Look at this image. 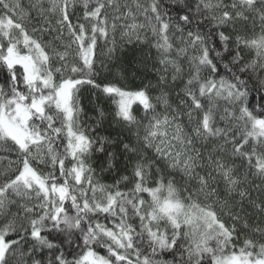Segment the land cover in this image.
<instances>
[{"label":"snow or ice","instance_id":"snow-or-ice-1","mask_svg":"<svg viewBox=\"0 0 264 264\" xmlns=\"http://www.w3.org/2000/svg\"><path fill=\"white\" fill-rule=\"evenodd\" d=\"M0 77V264H264V0H0Z\"/></svg>","mask_w":264,"mask_h":264},{"label":"trees","instance_id":"trees-1","mask_svg":"<svg viewBox=\"0 0 264 264\" xmlns=\"http://www.w3.org/2000/svg\"><path fill=\"white\" fill-rule=\"evenodd\" d=\"M27 3V0H25V4ZM250 58V57H249ZM111 79V77H110ZM117 80H119V75H117L116 77ZM0 82H2V77H0ZM84 87V103L85 105L88 107V114L94 116L95 113L92 112L91 110V105L88 104V100L91 99L95 102V104L98 107H101L105 110V114L106 116H108V113L113 109L114 105L112 103V101L110 99H108L103 93H99L96 91H89L90 86H83ZM99 96V99L97 100L96 97ZM108 120H111V117L108 116ZM91 123V122H89ZM107 126V121H106V125ZM102 182H111V179L109 177H104ZM102 254L103 251L101 250Z\"/></svg>","mask_w":264,"mask_h":264}]
</instances>
